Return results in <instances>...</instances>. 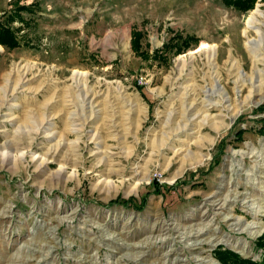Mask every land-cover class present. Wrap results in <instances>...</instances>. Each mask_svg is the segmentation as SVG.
Instances as JSON below:
<instances>
[{"label": "rangeland", "instance_id": "obj_1", "mask_svg": "<svg viewBox=\"0 0 264 264\" xmlns=\"http://www.w3.org/2000/svg\"><path fill=\"white\" fill-rule=\"evenodd\" d=\"M256 14L264 0H0L20 41L0 44V264L260 261Z\"/></svg>", "mask_w": 264, "mask_h": 264}, {"label": "trees", "instance_id": "obj_2", "mask_svg": "<svg viewBox=\"0 0 264 264\" xmlns=\"http://www.w3.org/2000/svg\"><path fill=\"white\" fill-rule=\"evenodd\" d=\"M257 0H223L224 4L230 7H234L238 11L247 12L250 9H254ZM29 7H20L18 9H28ZM19 15V13H17ZM15 20L12 18L11 21ZM174 41V39H172ZM142 32L135 30L133 32L132 47L135 52L139 53L143 57L161 59L163 58V50H156L149 58L148 54L141 50ZM194 42H198L195 37H187L182 40L180 45L174 42H168L165 47L169 46L176 48V53H181L183 50L190 47ZM0 44L7 46L9 48H15L20 46V41L17 37L16 32L8 24H0ZM255 246L257 249H262L264 252V233L255 241ZM215 256L222 264H264V254L260 261L254 260L253 258L242 257L238 252L231 249H223L219 246L215 250Z\"/></svg>", "mask_w": 264, "mask_h": 264}, {"label": "bare ground", "instance_id": "obj_3", "mask_svg": "<svg viewBox=\"0 0 264 264\" xmlns=\"http://www.w3.org/2000/svg\"><path fill=\"white\" fill-rule=\"evenodd\" d=\"M261 18H264V16H262V15L260 16V15L256 14L255 16H251V19L249 18L250 21H248L250 23L249 24L250 27H252V26L256 27L258 25H259L258 27H260V29H257L256 30V32H258L257 33L258 34V37L255 38L254 40H251V41H254V43L256 45H258V46H261V44H263V41H264V25L260 24L262 22V19ZM211 104H213V103H211ZM251 153L252 152H248L245 149L244 150H241V151H237V150L234 151V155H242V157L243 156L246 157V156H248ZM248 175H250V174H248ZM231 217L232 216H228L227 219H230ZM240 219L241 218H239L238 220L240 221ZM239 221L235 225L240 224ZM249 226H250L249 224H246L245 226L237 227V229H240V230H243V231L245 230L246 231V230L249 229ZM251 235L254 236L253 233Z\"/></svg>", "mask_w": 264, "mask_h": 264}]
</instances>
